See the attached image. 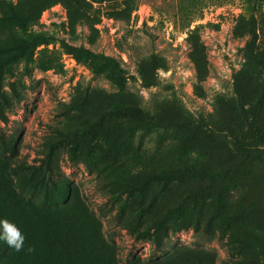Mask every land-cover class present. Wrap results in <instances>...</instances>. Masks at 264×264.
I'll list each match as a JSON object with an SVG mask.
<instances>
[{"label": "rangeland", "instance_id": "obj_1", "mask_svg": "<svg viewBox=\"0 0 264 264\" xmlns=\"http://www.w3.org/2000/svg\"><path fill=\"white\" fill-rule=\"evenodd\" d=\"M34 3L0 0V264H264V0Z\"/></svg>", "mask_w": 264, "mask_h": 264}, {"label": "clouds", "instance_id": "obj_2", "mask_svg": "<svg viewBox=\"0 0 264 264\" xmlns=\"http://www.w3.org/2000/svg\"><path fill=\"white\" fill-rule=\"evenodd\" d=\"M0 241L6 243L11 249L21 251L25 237L20 229L6 218L0 219ZM33 251V249H29Z\"/></svg>", "mask_w": 264, "mask_h": 264}, {"label": "trees", "instance_id": "obj_3", "mask_svg": "<svg viewBox=\"0 0 264 264\" xmlns=\"http://www.w3.org/2000/svg\"><path fill=\"white\" fill-rule=\"evenodd\" d=\"M35 1V3H34V6H33V8L34 9H38L39 11L40 10H43V9H45L49 4H51V3H54V2H59V1H61V0H34ZM125 2H127V1H125ZM123 12H124V10L123 9H121V10H118V11H116L115 12V15L114 16H116V17H121L122 16V14H123ZM125 16H127V13H126V15ZM71 52L74 54V56L77 58V59H80V58H82L83 56H89V57H95L96 58V56H94V55H92L88 50H86V49H76V48H71ZM101 67L102 68H107V69H109L110 71H113V70H115V63H114V60L113 59H111V58H103L102 59V63H101Z\"/></svg>", "mask_w": 264, "mask_h": 264}]
</instances>
